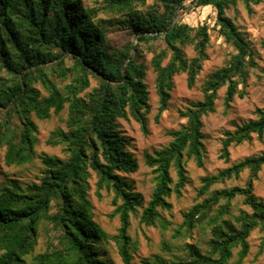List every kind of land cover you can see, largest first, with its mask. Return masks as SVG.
Segmentation results:
<instances>
[{
	"label": "trees",
	"instance_id": "obj_1",
	"mask_svg": "<svg viewBox=\"0 0 264 264\" xmlns=\"http://www.w3.org/2000/svg\"><path fill=\"white\" fill-rule=\"evenodd\" d=\"M147 1L96 0L94 5L84 0H0V147L9 166L25 165L36 157L45 165L38 182L23 185L14 179L0 185V264H108L110 239L116 241L124 264H131L130 214L141 206L142 196L125 175L136 172L139 162L119 120L135 119L148 135L147 54L152 53L159 120L176 75L186 73L188 87L195 85L209 58L211 37L207 24L194 26L176 19L186 0H152L151 5ZM239 1L251 6L263 0L196 1L216 10L214 29L233 50L221 67L207 75L203 98L181 112L186 122L168 132L171 141L146 155L155 173V187L141 215L146 224L164 221L159 209H170L168 197L182 193L188 160L203 165V116L215 110L218 91L226 88V109L236 96L245 95L246 67L255 65L254 52L226 12ZM101 10L106 16L100 15ZM187 46L193 48L191 57ZM65 110V127L55 128L48 138L51 145L62 148L63 156H38L33 116L47 119ZM255 113V118L225 131L220 156L226 161L232 145L264 138V107ZM263 167L264 152L202 177L200 192L209 195L183 213L176 232L210 227L207 249L189 244L187 259L174 264H229L237 248L235 264L243 262L249 236L257 229L264 232V199L254 188ZM172 169L178 178L175 185ZM245 170L249 175L243 186L210 191L214 184L239 178ZM93 176L98 195L103 189L114 193V213L121 220L116 235H109L94 219ZM238 195L251 210H241L234 225L224 215ZM43 233V249L36 252ZM263 249L264 236L259 252Z\"/></svg>",
	"mask_w": 264,
	"mask_h": 264
},
{
	"label": "rangeland",
	"instance_id": "obj_2",
	"mask_svg": "<svg viewBox=\"0 0 264 264\" xmlns=\"http://www.w3.org/2000/svg\"><path fill=\"white\" fill-rule=\"evenodd\" d=\"M84 1L86 4L94 5L96 2V0ZM196 1L186 0L176 17V19L184 20L194 26L205 23L210 27V45L207 50L209 58L204 61L195 85L192 88L188 87L186 73L176 75L168 107L157 120L159 95L155 84V72L150 65L152 53H148L146 56L148 69L145 82L151 104V111L148 114L149 134L145 135L140 124L133 118L119 120L124 134L131 139V149L139 162V169L136 172L125 175L132 182L135 191L142 196L141 206H138L137 210L130 214L129 234L134 245L131 250V264H174L179 260L187 259L189 244L198 245L205 251L207 249L206 242L210 235V227L200 225L195 227L192 232H183L179 235L176 232V229L183 222V213L209 195V193L201 194L200 192L202 177L215 174L247 156H257L264 152V138L260 140L254 137L251 141L232 145L228 161L220 156L225 131L234 130L243 122L255 118V109L264 107V0L259 4H251V6L239 1L236 6H230L226 12L244 33L254 52L255 65L248 64L246 67L247 81L243 85L245 95L243 97L236 96L231 106L226 109L223 103L226 88L223 87L218 91L215 110L203 116V165H198L194 159L188 160L186 164L188 181L183 187L182 193L180 195L173 193L168 197V201L172 205L170 209H159L165 222L157 221V223L149 225L141 220L143 209L151 199L155 187V173L153 168L146 163V155L152 154L156 149L166 146L171 141L172 137L168 132L186 122L181 112L186 109L191 101L203 98L202 86L207 75L221 67L229 59L233 50V47L226 43L224 38L214 29L216 10L211 6L198 5ZM147 3L151 5L152 0H148ZM145 9L146 6L140 7L141 11H145ZM100 15L106 16L105 11L101 10ZM121 38L119 36L114 40L119 41ZM185 52L188 57L194 55L191 46H187ZM95 85L96 81L92 80L91 87ZM66 116V110L61 114H52L47 119H39L33 116L37 125L38 142L36 152L38 156L43 153L63 156L62 148L51 145L48 138L55 128L65 127L64 119ZM0 167L2 170L0 185L9 184L14 179H17L23 185L38 182L45 169V165L39 157L25 165H7L4 160L3 147H0ZM248 175L249 171L245 170L239 178H231L214 184L210 191L232 188L237 185L243 186ZM172 177L173 185H175L178 178L174 169H172ZM95 180V176L90 180V198L93 204L94 219L102 225L109 235H116L121 220L120 215L114 213L117 206L113 199L114 193L103 189L101 194L98 195ZM254 188L255 194L264 199V167L260 171L259 179L254 183ZM120 202L121 200H119ZM241 210L250 211L251 209L244 203L243 196L238 195L231 201L230 212L226 213L224 217L234 225H238L236 217ZM44 234L41 236L42 242L37 246L36 252L43 249V241L46 237ZM262 236H264V232L258 229L252 232L249 236V253L240 264H264V249L259 252ZM237 249L229 264H235ZM105 256L108 259V264H124L115 240L110 239L109 243L106 244ZM28 259L31 260L30 257Z\"/></svg>",
	"mask_w": 264,
	"mask_h": 264
}]
</instances>
